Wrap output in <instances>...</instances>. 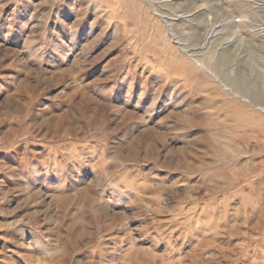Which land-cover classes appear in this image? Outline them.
Instances as JSON below:
<instances>
[{"label": "rangeland", "instance_id": "rangeland-1", "mask_svg": "<svg viewBox=\"0 0 264 264\" xmlns=\"http://www.w3.org/2000/svg\"><path fill=\"white\" fill-rule=\"evenodd\" d=\"M230 89L264 121V0H0V264H264Z\"/></svg>", "mask_w": 264, "mask_h": 264}, {"label": "bare ground", "instance_id": "bare-ground-1", "mask_svg": "<svg viewBox=\"0 0 264 264\" xmlns=\"http://www.w3.org/2000/svg\"><path fill=\"white\" fill-rule=\"evenodd\" d=\"M230 91L233 95L232 98H238L234 95L235 92L232 89H230ZM232 98H229L228 101H226V106L231 110L227 117L234 122L236 127L245 125L251 127L252 130H254V127H257V129L262 130V136H264V121L258 117V114L256 113L257 109H254L255 105L252 103V100L250 99L246 102L241 99L234 100ZM261 107L264 108V106Z\"/></svg>", "mask_w": 264, "mask_h": 264}]
</instances>
